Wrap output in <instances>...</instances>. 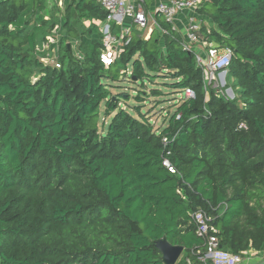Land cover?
<instances>
[{"label": "trees", "instance_id": "16d2710c", "mask_svg": "<svg viewBox=\"0 0 264 264\" xmlns=\"http://www.w3.org/2000/svg\"><path fill=\"white\" fill-rule=\"evenodd\" d=\"M49 9L0 0V264H165L163 238L184 246L176 264H198L199 209L214 216L224 249L264 250V0H205L200 11L211 27L201 36L233 50L234 98L205 90L194 53L163 20L166 34L133 29L105 66L98 1L67 2L59 17ZM56 25L59 65H46L37 47ZM149 71L195 92L159 130L109 88L153 81Z\"/></svg>", "mask_w": 264, "mask_h": 264}, {"label": "built area", "instance_id": "2783aa9c", "mask_svg": "<svg viewBox=\"0 0 264 264\" xmlns=\"http://www.w3.org/2000/svg\"><path fill=\"white\" fill-rule=\"evenodd\" d=\"M73 0H47L48 7L58 5L64 7L67 2ZM107 12L106 20L96 22L102 33L103 49L101 61L105 66L115 62L123 52L125 45L131 40L133 29L140 31L148 30L149 35L157 31L162 36L166 34V28L160 20L169 24L172 30L182 35V47L195 55L196 62L204 73V87L219 88L221 74H227L232 63L233 50L228 46H222L216 41H206L201 36V30L205 26L208 33H211L210 22L207 15L200 12L205 0H97ZM114 26L119 31L114 30ZM149 36V37H150ZM146 39L147 36H146ZM59 38L56 34L47 36V40L38 45L42 51L53 48L52 57H42L41 61H53L58 48ZM59 52V49H58ZM58 57V56H57ZM56 57V58H57ZM52 63V62H45ZM225 80V79H224ZM184 99L195 98L193 89L186 87L181 93ZM180 117V114L177 118ZM246 124L241 123L239 128H246ZM167 146L171 139L164 136L162 139ZM171 151H167L169 155ZM164 165L171 171H175L168 157L164 158ZM191 220L196 225V234L204 240L205 251H198V264H247L245 257L255 251L264 256V250H249L243 255L233 254L224 249L218 234V230L213 224L214 216L199 209L191 213ZM189 262V259L187 260Z\"/></svg>", "mask_w": 264, "mask_h": 264}, {"label": "rangeland", "instance_id": "374dc122", "mask_svg": "<svg viewBox=\"0 0 264 264\" xmlns=\"http://www.w3.org/2000/svg\"><path fill=\"white\" fill-rule=\"evenodd\" d=\"M64 7L62 8L58 6L57 4L53 5L52 7H49L50 15H51V10L55 8L57 9L56 15L59 17L60 14L61 15L63 14ZM83 23L85 24L86 27H89L92 24V20L84 19ZM52 34H56L60 40L62 36L61 26L56 25L54 29H52L51 32L47 36L52 35ZM47 36H46V40H47ZM146 36L147 38H149L150 36L148 30H145L144 37L146 38ZM79 42L80 40L75 41L74 48H76ZM58 49H59V45H58V48L56 49L57 55L55 56L53 61L45 60L42 62L46 65H57L58 66L59 65L58 57H57L59 56ZM75 52H76V56L79 59L83 58L82 53H80L77 50ZM52 54H53V48L50 47L48 50L43 51L42 57L50 58L52 57ZM45 62H52V63H45ZM127 68H128V72L132 70V62L128 64ZM148 73H150L151 75H156L153 81H150V79L147 77L144 79V82L142 80H139L138 82H132L127 79L126 80L120 79V81H116V82L109 81L111 84L118 86V87H109V88L114 95L125 93L127 96L121 97L119 101L121 102V106H123L124 108H127L129 111H132V106H140L142 112H144L147 119L151 122L153 129L159 130L164 126V124H167L168 119L170 118L171 114L175 111L177 106L182 103L181 102L182 101L181 92L175 89H171L167 85H165V82L171 83L172 79H170L169 77L168 78L165 77L166 75H164L163 73H158L154 71H149ZM220 78L221 80H223L220 83V87L219 88L209 87L207 89V92L213 89L216 95H222L228 98L236 97L237 94L235 90L233 89L232 86H230V84L228 85L229 81L227 78V74L226 75L225 73L221 74ZM152 88L160 89L163 91L164 94L159 97L151 96ZM143 89L145 90V93L141 94V96L143 97L142 99H146V101L142 102V101H138V99L136 98V95ZM183 255H184V252L180 256L178 261L182 258Z\"/></svg>", "mask_w": 264, "mask_h": 264}, {"label": "water", "instance_id": "95a60500", "mask_svg": "<svg viewBox=\"0 0 264 264\" xmlns=\"http://www.w3.org/2000/svg\"><path fill=\"white\" fill-rule=\"evenodd\" d=\"M156 246L160 250L165 264H176L184 251V246L171 244L165 238L157 240Z\"/></svg>", "mask_w": 264, "mask_h": 264}, {"label": "crops", "instance_id": "0c3cea01", "mask_svg": "<svg viewBox=\"0 0 264 264\" xmlns=\"http://www.w3.org/2000/svg\"><path fill=\"white\" fill-rule=\"evenodd\" d=\"M148 3H151V0H147ZM245 262L247 264H264V256L258 254L257 252L253 251L245 257Z\"/></svg>", "mask_w": 264, "mask_h": 264}]
</instances>
